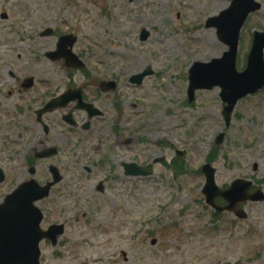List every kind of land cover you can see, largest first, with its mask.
<instances>
[{"label": "rangeland", "instance_id": "1", "mask_svg": "<svg viewBox=\"0 0 264 264\" xmlns=\"http://www.w3.org/2000/svg\"><path fill=\"white\" fill-rule=\"evenodd\" d=\"M229 3L0 0L1 67H22L28 78L43 84L40 90L49 92L59 85L114 81L116 92L103 95L99 106L113 110L108 113L112 118L118 101H124L130 135L135 132L137 137L133 150L147 163L161 162L152 164V176L122 186L117 197L93 195L92 189L87 194L84 185L81 196L91 200L81 203L89 205L94 218L85 212L77 220L62 219L67 222L64 235L56 248L41 243L40 264H264V201L242 205L244 220L230 213L214 219L201 195L204 178L197 172L215 150L210 164L219 188L242 179L264 193V90L236 105L227 128L219 89L197 91L194 102H186L190 66L220 58L226 51L205 23ZM259 16L264 17V7ZM47 29L53 34L42 36ZM142 30L149 33L144 42L139 41ZM252 33L253 15L240 32L239 68ZM69 34L77 38L72 51L85 64L87 77L82 72L69 75L63 60L46 58L58 38ZM148 68L153 74L140 86L129 83ZM220 134L222 142L216 145ZM177 152L183 154L176 159L184 173L171 168ZM9 187L2 186V193Z\"/></svg>", "mask_w": 264, "mask_h": 264}, {"label": "flooded vegetation", "instance_id": "2", "mask_svg": "<svg viewBox=\"0 0 264 264\" xmlns=\"http://www.w3.org/2000/svg\"><path fill=\"white\" fill-rule=\"evenodd\" d=\"M256 1L262 10V1ZM259 13H253V30L263 25L264 31V17ZM9 64L15 66L16 62ZM28 77L22 67L2 68L0 62V200L2 186L9 185L14 190L32 178L46 185L56 173L60 179L50 188L48 197L38 203L48 228L65 222L61 220L68 216L75 220L79 214L85 216L82 204L90 214L91 198L81 196L84 185L87 194L92 189L93 195L109 193L117 197L122 186L129 185L130 165L147 172L152 164L161 165L159 159L145 162L133 150L137 137L135 132L130 135L124 101H118L117 115L112 118L108 113L113 110H105L104 104L99 106L103 95L116 92V83L108 91L91 81L54 86L53 92H49L40 90L43 84L34 79L27 87ZM67 91H74L76 96L72 94L61 109L39 116L47 103ZM111 106L114 108V104ZM106 121L108 126L102 127ZM39 156L43 158L38 159ZM40 164L43 170L39 169ZM68 174L73 179L70 185L65 184ZM82 200L88 204L81 203ZM49 218L52 222L47 224Z\"/></svg>", "mask_w": 264, "mask_h": 264}, {"label": "water", "instance_id": "3", "mask_svg": "<svg viewBox=\"0 0 264 264\" xmlns=\"http://www.w3.org/2000/svg\"><path fill=\"white\" fill-rule=\"evenodd\" d=\"M252 12L253 0H233L230 8L220 13L218 17L211 19L207 26L210 25L216 29L218 39L228 47V51L223 54L222 58L212 60L208 64L195 63L189 71V101H192L194 92L198 89L220 87V98L225 104L222 115L226 124H228L231 112L239 99L264 87L262 55L264 33L254 35L246 70L241 74H238L235 70L239 31L246 17ZM2 18L4 19L5 15H2ZM50 34V31H46L42 35L47 36ZM148 36L149 34L146 31H141L140 41H145ZM74 42L75 39L71 37L61 38L57 51L50 53L48 57L53 61L64 59L67 67H81V64L75 62V58L70 53V48ZM150 73V71H146L132 77L130 81L140 84L142 79ZM64 103H66V100ZM52 105L48 106L46 110L56 107L55 103H52ZM220 141L221 137L216 143L219 144ZM202 172L206 180L202 193L206 198V202L210 205H213L215 197L226 195L225 198L227 199L233 188L239 185L234 183L226 194H221L214 184V171L210 166H204ZM240 187L242 189L240 192L241 198L229 199L230 207L228 209H233L232 206L236 202L245 201L243 192L248 184ZM45 195L42 190L38 191L36 187L34 189L22 187L9 195L0 206V264H39V242L46 238L54 245L57 236L62 234L61 226L53 227L46 233L39 231L40 213L33 206V203L42 199ZM236 215L243 217V213L238 212Z\"/></svg>", "mask_w": 264, "mask_h": 264}]
</instances>
